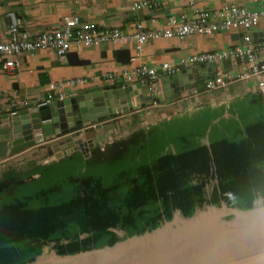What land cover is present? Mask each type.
<instances>
[{
    "label": "trees",
    "instance_id": "1",
    "mask_svg": "<svg viewBox=\"0 0 264 264\" xmlns=\"http://www.w3.org/2000/svg\"><path fill=\"white\" fill-rule=\"evenodd\" d=\"M89 152L2 175L0 264L32 262L51 244L60 255L111 246L114 229L153 230L176 209H250L264 198V93L172 113Z\"/></svg>",
    "mask_w": 264,
    "mask_h": 264
},
{
    "label": "crops",
    "instance_id": "2",
    "mask_svg": "<svg viewBox=\"0 0 264 264\" xmlns=\"http://www.w3.org/2000/svg\"><path fill=\"white\" fill-rule=\"evenodd\" d=\"M135 1L137 0H0V40L8 37L7 14L9 12L18 17L21 30L33 36L42 30H57L66 26L78 28L88 21H94L101 27L119 28L124 32L132 31L136 22H142L148 29L161 28L167 26L168 18L171 16L185 14L192 17L197 10L213 11L227 8L230 4H237L250 10H264V0H153L158 3L156 8L143 7L132 10L131 6ZM244 31L242 29L219 30L210 35H191L183 41L175 37L149 41L145 45L144 53L136 61H131L130 58L135 49V42L132 40L123 44L101 43L98 46L89 47L77 45L66 54L37 50L23 54L20 65L11 70H1L0 61V120L2 122L6 119L9 129L20 132V138L24 141L26 136H29L23 134L24 130L35 128L30 114L26 116L19 113L26 110L19 107L20 101L29 102L27 109L33 107L34 101H49V110L53 114L57 113L61 118V106L58 104L74 100V103L77 101L80 105L89 104L91 108H94L95 103L101 102H95L93 99H101L102 92L107 91L110 98L102 99V101L104 104L107 102L111 107L117 102V95L119 99L123 98L121 94L122 86H124L123 70H132L140 63L158 68L164 61L178 65L182 58L188 60L190 56L198 52L226 50L242 43L240 35ZM249 33L254 43L261 44L264 52V24L253 27ZM241 67L234 59H227L222 63H197L191 67L190 63H187L185 66H180L186 71L180 74L178 80L185 82L186 85H191L197 80L196 87H198L217 70L233 74ZM110 73L114 77L112 80L108 79ZM73 78H80L81 82L64 86L63 101L58 99L56 92L48 89L50 83H65ZM160 81V90L165 89L166 86H176L167 79V76H162ZM261 82L262 84L257 79H248L205 97L211 100L219 98L218 102L221 104L236 97H242L249 92L262 91L264 93V76ZM148 85L151 86L150 83ZM144 87L146 88V85ZM175 89V87L171 88V90ZM136 90L142 92L139 98L148 99L147 90L143 91V86L136 87ZM203 97L198 100L201 102ZM224 97L225 100H223ZM136 99H138L137 96ZM91 108L84 115L95 114ZM164 108L170 107L152 105L148 111L98 128V135L107 134L105 130L116 129L114 127L127 125V123L128 127L139 124L138 119L151 118L155 113H161ZM15 109L20 115L10 116L9 113ZM182 110H185L184 107L180 111ZM103 111L105 112L104 106ZM227 115L228 113L225 112V116ZM34 120L37 121V117H34ZM68 122V124L71 123L70 120ZM44 153L46 150H39L16 158L14 161H29Z\"/></svg>",
    "mask_w": 264,
    "mask_h": 264
},
{
    "label": "water",
    "instance_id": "3",
    "mask_svg": "<svg viewBox=\"0 0 264 264\" xmlns=\"http://www.w3.org/2000/svg\"><path fill=\"white\" fill-rule=\"evenodd\" d=\"M178 76L179 73L171 80L178 82ZM126 88H122L124 98L120 99L130 100L132 92ZM145 90L151 98H156L152 86ZM102 93L101 99H93L101 102L95 103L94 108L89 104L80 105L77 101L74 103V100L58 104L61 106V118L57 113L53 114L49 106L21 112L26 116L30 114L35 128L24 130L23 134L29 135L24 141L20 132L9 129L6 119L0 120V167L7 168L16 158L39 150H46L48 155L43 163L61 159L75 151L88 158L90 148L97 141H83L82 135L114 122L110 119L114 115L113 109L102 101L110 98V94L107 91ZM90 108L95 114L84 115ZM123 111L126 112L127 107L124 106ZM45 120L49 122L42 123ZM98 137L103 139L105 135ZM56 141L59 145L54 143ZM220 205L222 207L214 204L197 207L195 215L188 217L176 209L172 220H165L153 230L126 236L111 246L60 255L51 244L45 246L34 261L25 264H264V217L258 216V210L264 208V198L258 197L246 210L229 207L223 201ZM114 231L118 237L126 235L123 230Z\"/></svg>",
    "mask_w": 264,
    "mask_h": 264
},
{
    "label": "built area",
    "instance_id": "4",
    "mask_svg": "<svg viewBox=\"0 0 264 264\" xmlns=\"http://www.w3.org/2000/svg\"><path fill=\"white\" fill-rule=\"evenodd\" d=\"M157 6L158 3L153 0H137L132 4L131 9L156 8ZM7 17L8 37L0 40L1 70H11L18 67L23 54L37 50L66 54L73 46L77 45L89 47L98 46L101 43L123 44L132 40L135 42V49L130 58L131 61H136L144 53L145 45L149 41L174 37L183 41L191 35H210L219 30L242 29L246 31L240 35L241 44L234 45L226 50L198 52L190 56L188 60L182 58L178 65H172L168 61H164L158 68L140 63L134 66L132 70H123L124 86L122 88L129 87L131 89L129 91L132 94H130V100L119 99L118 95L116 96L117 102L110 107L114 111V115L110 119L115 122L126 119L128 116L148 111L152 105H166L171 109L178 105L206 103L205 100L211 99L206 98L205 96L207 95H212L248 79H257L262 84L261 80L264 76V52L261 44L254 43L252 35L249 33V30L253 27L258 24H264V10H250L237 4H230L227 8L213 11L197 10L192 17H188L185 14L171 16L168 18L167 26L161 28L148 29L142 22H136L132 31L124 32L119 28L101 27L94 21H88L78 28L66 26L57 30H42L33 36L21 30L20 20L14 13L9 12ZM227 59H234L242 66L241 69L233 74L217 70L205 80L203 79L202 85L198 87H196L198 82L195 83V81L191 85H186L185 82L171 80L177 73H179L178 78H180V74L183 73L182 70H185L183 69L184 67L180 68V66H185L187 63H190L191 67L197 63H222ZM162 76H167V79L171 83L176 84V86L170 85V87L168 86L169 88L166 86L165 89L160 90L159 84ZM113 78L111 73L108 74V79L112 80ZM77 82H81V79L73 78L65 83L54 82L48 85V89L56 92L58 99L63 101L65 98L63 93L64 86L74 85ZM148 83L151 86L154 85L152 87L155 89V99L151 98L150 93L144 90V86L146 85L147 87ZM155 85L158 86L155 87ZM140 86H143V91H146L148 99L139 98L142 92H137L136 87ZM172 87L176 89L171 90ZM136 96L138 99H136ZM202 96H204L205 100L202 98L200 102L198 99ZM122 97L124 98V96ZM49 103L46 100H37L33 102L32 108H47V106L50 107ZM29 105L27 100H22L19 107L30 110L27 109ZM124 106L127 107L126 112L123 111ZM19 113L15 109L9 115L16 117ZM45 122L49 121H42V123ZM94 125L92 124V126ZM127 128L129 127H123V129Z\"/></svg>",
    "mask_w": 264,
    "mask_h": 264
},
{
    "label": "rangeland",
    "instance_id": "5",
    "mask_svg": "<svg viewBox=\"0 0 264 264\" xmlns=\"http://www.w3.org/2000/svg\"><path fill=\"white\" fill-rule=\"evenodd\" d=\"M223 91V90H222ZM218 99H215V100H205L206 103L208 104H212V105H219V102H218ZM222 99V97H221ZM223 100H225V97L223 98ZM233 100V99H232ZM231 101V100H230ZM230 101L226 102V103H229ZM204 102L200 103V104H203ZM224 103V102H223ZM197 106L199 105H196V104H186L185 106H181L178 107V106H174L172 107L171 109L168 108V109H162L161 113H155V115H153L151 118H147V119H138L140 122L139 124H136V125H132L130 126L129 128L127 129H123L122 127H125L128 125H122L120 127H114L116 129H107L105 130V132H107V134L105 135V137L103 139H100V137H98V132H97V129L93 130V131H90L88 133H85L86 135L84 136L83 134V137H82V140L85 141V140H88V139H92V140H96L97 142H95L94 146L92 148H97L99 147L100 149H105L106 146L108 144H111L115 141H118L124 137H126L127 135L131 134L134 130H138V129H142V128H146L148 129L150 126L156 124L157 122H159L160 120H163L165 118H169L170 117V114H176L178 112H180V110L184 107L185 110H188V111H193L194 109L197 108ZM110 130V131H109ZM109 132V133H108ZM205 143L207 142L206 139L203 140ZM91 149V148H90ZM75 152H80V151H75ZM47 158H48V155L47 153H44L43 155H40L39 157L35 156L34 158H32L31 160L29 161H22V162H16V161H13L11 163H9L7 165V168L4 167V166H1L0 167V181L2 179V175L7 171L9 170L10 168H13L15 169L17 172H25L31 168H33L34 166H39V165H45V164H49L51 163L52 161L48 162V163H43V161H47ZM59 160V159H57ZM57 160H54V161H57ZM212 185H213V182L208 185V187L206 188V196L209 197L210 195V192H211V189H212ZM263 200V199H262ZM202 207H209V204L208 203H205L204 205H202L200 208ZM218 207H222L221 205H219ZM195 215V214H194ZM193 215V216H194ZM188 217V216H186ZM172 220V219H171ZM126 236H123L121 237V240L122 239H125Z\"/></svg>",
    "mask_w": 264,
    "mask_h": 264
},
{
    "label": "clouds",
    "instance_id": "6",
    "mask_svg": "<svg viewBox=\"0 0 264 264\" xmlns=\"http://www.w3.org/2000/svg\"><path fill=\"white\" fill-rule=\"evenodd\" d=\"M258 216L264 217V208L258 210Z\"/></svg>",
    "mask_w": 264,
    "mask_h": 264
},
{
    "label": "bare ground",
    "instance_id": "7",
    "mask_svg": "<svg viewBox=\"0 0 264 264\" xmlns=\"http://www.w3.org/2000/svg\"><path fill=\"white\" fill-rule=\"evenodd\" d=\"M6 134H4L3 136H5ZM54 143H56V144H58L59 145V143H58V141H56V142H54ZM52 148V147H51Z\"/></svg>",
    "mask_w": 264,
    "mask_h": 264
},
{
    "label": "flooded vegetation",
    "instance_id": "8",
    "mask_svg": "<svg viewBox=\"0 0 264 264\" xmlns=\"http://www.w3.org/2000/svg\"><path fill=\"white\" fill-rule=\"evenodd\" d=\"M204 139H205V138H204ZM204 139H203V140H204ZM206 140H207V138H206ZM203 142H204V141H203ZM204 143H205V142H204ZM206 143H207V142H206Z\"/></svg>",
    "mask_w": 264,
    "mask_h": 264
}]
</instances>
